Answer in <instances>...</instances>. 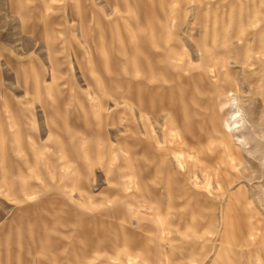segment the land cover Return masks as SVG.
Masks as SVG:
<instances>
[{
	"label": "rangeland",
	"instance_id": "obj_1",
	"mask_svg": "<svg viewBox=\"0 0 264 264\" xmlns=\"http://www.w3.org/2000/svg\"><path fill=\"white\" fill-rule=\"evenodd\" d=\"M0 264H264V0H0Z\"/></svg>",
	"mask_w": 264,
	"mask_h": 264
}]
</instances>
